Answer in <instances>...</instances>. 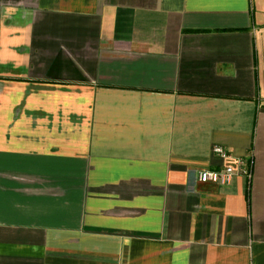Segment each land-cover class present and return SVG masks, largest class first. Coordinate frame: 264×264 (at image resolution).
I'll return each mask as SVG.
<instances>
[{
	"label": "crops",
	"instance_id": "1",
	"mask_svg": "<svg viewBox=\"0 0 264 264\" xmlns=\"http://www.w3.org/2000/svg\"><path fill=\"white\" fill-rule=\"evenodd\" d=\"M0 264H264V0H0Z\"/></svg>",
	"mask_w": 264,
	"mask_h": 264
},
{
	"label": "built area",
	"instance_id": "2",
	"mask_svg": "<svg viewBox=\"0 0 264 264\" xmlns=\"http://www.w3.org/2000/svg\"><path fill=\"white\" fill-rule=\"evenodd\" d=\"M213 152L222 158L230 157V154L220 146H215ZM236 162L238 164L236 170L232 166H225L220 169H201L198 172V180L201 182L210 181L222 185L228 184L236 172L247 173V170L243 169V160L237 159Z\"/></svg>",
	"mask_w": 264,
	"mask_h": 264
}]
</instances>
